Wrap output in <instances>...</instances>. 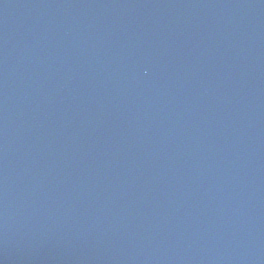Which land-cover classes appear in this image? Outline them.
Listing matches in <instances>:
<instances>
[{
	"label": "water",
	"instance_id": "obj_1",
	"mask_svg": "<svg viewBox=\"0 0 264 264\" xmlns=\"http://www.w3.org/2000/svg\"><path fill=\"white\" fill-rule=\"evenodd\" d=\"M0 264H264V0H0Z\"/></svg>",
	"mask_w": 264,
	"mask_h": 264
}]
</instances>
